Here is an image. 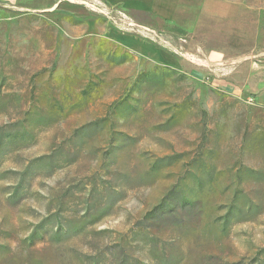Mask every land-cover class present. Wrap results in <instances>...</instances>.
<instances>
[{
	"label": "rangeland",
	"instance_id": "374dc122",
	"mask_svg": "<svg viewBox=\"0 0 264 264\" xmlns=\"http://www.w3.org/2000/svg\"><path fill=\"white\" fill-rule=\"evenodd\" d=\"M182 3L0 6V264H264V0Z\"/></svg>",
	"mask_w": 264,
	"mask_h": 264
},
{
	"label": "crops",
	"instance_id": "0c3cea01",
	"mask_svg": "<svg viewBox=\"0 0 264 264\" xmlns=\"http://www.w3.org/2000/svg\"><path fill=\"white\" fill-rule=\"evenodd\" d=\"M18 0H0V6L13 5ZM105 3L114 8H120L129 13L148 14L166 23H177L181 17V6L183 0H103ZM113 38L120 44L151 56L152 58L165 64L179 65L178 58L169 51L160 48L157 44L148 41V34L135 35L123 31H113ZM149 37L152 35L149 34ZM150 40V39H149Z\"/></svg>",
	"mask_w": 264,
	"mask_h": 264
}]
</instances>
